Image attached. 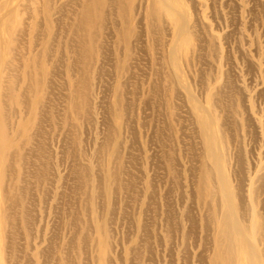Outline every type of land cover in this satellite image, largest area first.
<instances>
[{
  "label": "bare ground",
  "instance_id": "bare-ground-1",
  "mask_svg": "<svg viewBox=\"0 0 264 264\" xmlns=\"http://www.w3.org/2000/svg\"><path fill=\"white\" fill-rule=\"evenodd\" d=\"M110 1L84 0L80 4L77 0H0V258H4L7 264L20 261L42 264V258L47 260L50 256L46 249L37 250L31 259L21 256L24 251L17 240L22 235L31 234L32 225L36 222L34 210L29 207L33 189L43 190L45 182L61 179L53 172L55 164L51 166L50 146L47 147L48 143L44 141L46 132L43 129L47 112L58 114L56 103H49L55 101L53 97V101L51 99L47 104L48 96L54 94V90L51 92L54 87L52 77L54 73L57 75L55 71L60 67V62L54 59L58 55L56 53L61 52L64 56L65 63L61 64L65 66L68 77V85L65 82L68 86V90L65 89L68 92L64 114L66 126L61 134L66 142L63 143L65 152L73 159L70 177L74 181V187L73 184L71 186L73 201L69 200L73 203L69 204L71 212L63 210L70 234L58 249V263L86 264L85 260L91 255V264H113V215L118 204L126 206L131 202L140 205L143 218L138 217L135 226L143 234L147 232L145 217L151 204L156 207L158 215L153 182L147 176H137L129 170L134 163L130 145H125L122 136V128L131 113L128 84L140 70L135 67L134 60L138 55L135 44L140 38L139 32H142L135 26L138 4L134 0H128V3L113 0L112 7ZM150 1L144 19L147 35L154 42L153 73L156 79L151 94L162 95L165 102L162 105L166 110L167 124L164 123L163 127H166L170 144L162 139L167 147L162 148L163 157L173 189L184 200L183 207L177 212L169 192L161 195L164 201L158 215L160 233L163 232L159 238L162 240L160 251L164 253L169 249L171 262L164 260L162 253L158 256L164 264H175L174 253L176 264H180L179 260L181 264H264V160L248 172L240 152H235L240 148H232L235 137L228 127V108L222 104L223 84L207 87L205 102H201L189 85L179 80L181 59L188 65L199 63L204 57L203 51L206 50V55L211 53L214 43L206 40L207 28L200 17L192 20L179 0ZM113 8H116L114 14L119 19L112 30L116 32L114 40L118 48L111 57L107 56L102 41L104 39L106 43L105 38L110 34L107 10ZM56 14L60 17L55 18ZM167 19L175 26L169 47L165 45ZM59 24L63 25L64 31H59ZM62 31L65 40L61 42L58 38ZM98 62H108L113 72L112 123L106 135L98 141L94 153L87 158L81 134L83 127L93 125V82L89 73L93 68H96V76L105 73ZM59 102L57 104L61 105ZM184 139L195 161L190 170L187 168V175L185 171L181 175L177 157L183 148H178V143L183 144ZM187 193L196 200L198 219L192 215V206L184 199ZM43 195L41 200L45 197ZM183 219L186 224L179 222ZM188 223L194 229L199 228L202 235L199 241L195 240L196 246L198 244V248H202L199 254L192 256V262L184 258V251L189 246L187 243L194 237H188L191 235L190 231L187 232L190 229ZM181 231L183 234L186 232L187 238L181 235L179 246ZM137 247L138 241L132 240L124 256L126 262L137 256ZM202 249L207 252L205 256H202ZM48 262L51 263L49 259Z\"/></svg>",
  "mask_w": 264,
  "mask_h": 264
},
{
  "label": "rangeland",
  "instance_id": "rangeland-1",
  "mask_svg": "<svg viewBox=\"0 0 264 264\" xmlns=\"http://www.w3.org/2000/svg\"><path fill=\"white\" fill-rule=\"evenodd\" d=\"M83 1L77 0L80 4ZM123 1L126 3L129 2L128 0ZM134 2L136 5L138 4L135 16V26L137 27V31L142 30V32H139L140 38L135 44V51L138 55H135L134 57V60L136 61L135 67H139L138 69L140 70L137 71L135 77L130 80V83L128 84L127 97L130 102L129 105L131 113L122 128V136L124 138L125 145H130V156L134 163L130 166L129 170L137 176L145 175L152 180V184L154 185V189L157 194L154 201L156 202V206L159 207L158 215L162 210L161 204L164 201L161 195L163 196L166 192H169V197H171L174 204H176L175 208L177 210H175L178 212L183 207L182 201L184 200L181 198L182 196L179 193L176 194V191L173 189L171 178L167 172V165L164 161L162 149L164 147L167 148L165 145L166 143L170 144L168 143L170 141L167 140L168 134L166 133V127H163L164 123L167 124L166 110L162 105L165 104V102L162 95L151 94V90L153 89L152 84L156 79L153 73L154 57L152 48L154 42L150 40L147 35L146 21L144 19L151 1L134 0ZM179 3L187 10L192 20L198 16L200 17L201 22L207 28L206 40H210L209 42L214 43L211 53H207L206 55V50L203 51L204 57L199 63L196 62V64L188 65L181 59L179 80L184 84L189 85L191 92L195 94L201 102H205V92L207 87H213L215 84H223V86H225L221 90L224 94L222 104L228 108H226V114L229 115L227 116L228 127L231 129L232 135L235 137V140L231 145L232 148H234V146L236 148H240L235 152H240L239 154L242 156L243 166L246 171L250 172L254 165L264 160V0H179ZM109 4L114 7L113 0H111ZM108 8H110L109 5ZM115 9L107 10V24H109L110 34H108L105 38L106 43L104 39L102 41L107 56L110 55L111 57H114L116 52L115 50L118 48H116L117 42L114 40L116 32L112 31L113 27L119 23V19H117V16L114 14ZM56 15L57 16H55V18L60 17V14ZM61 25V28L59 27V31L60 29L64 31L63 25ZM140 25H142L143 28H141ZM166 29L167 34L165 33V45L166 47H169V44L174 36L175 26L170 23L168 19ZM62 34L59 32L58 39L61 40V42L65 40L64 34ZM56 54L58 55L57 57L55 56L56 58L54 59L55 62H60V67H58L57 71H55L57 72V75L54 73L55 77H52L53 81L51 82L54 87L51 86V92L53 93L54 90V94H50L48 96L47 104L56 103V109L58 110L56 112H58V114L55 113L54 115L47 112V119L44 120L45 123H43V125L45 127L43 126V129L44 132H46L44 133V141L46 144L48 143L47 147L50 146L48 147L49 153L52 156L51 159L53 160L51 166L55 164L54 167H52L53 172L58 174L61 179L53 183H51V181L47 183L45 182L43 184V190L37 189L36 187L33 189L34 196L30 199V203L33 205L29 204V207L34 210L36 222L32 225V235L25 234L17 240L21 249L24 251H18L17 256L21 252V256L25 255L31 259L37 250L44 251L46 249L45 251L50 255L47 257L49 261H51L52 264H61L58 263V258L60 256V250L58 249L62 242L66 240L70 234V231L67 229L65 224L63 210L65 209L66 212H71L70 207L73 203L69 200L73 201V194H71V192L74 187V181L73 178L70 177V169L73 159L67 152H65V145L63 144L65 142V138L63 134H61L66 126V118H64V114L66 113L68 106V101L66 99L68 92H65L68 90V77L65 71V66H62V64L65 63V60L63 59L64 56H62L61 52ZM98 63L102 64L100 62ZM102 66L105 72L104 74H98L97 77L96 68H93L92 72L89 73L91 75V81L93 82L92 112L94 118L93 125L90 124L83 127V133L81 134L87 158L94 153L98 141L100 142L101 137L106 135V132L109 130L112 123L110 108L113 99L111 92L114 79L113 72L108 62L105 64L103 63ZM59 68H61V70H59ZM65 82H67V85ZM227 82H229L228 85H226ZM54 96H57V98ZM52 97L55 101H53ZM60 97L65 98V100ZM50 100L53 102L48 103ZM58 102L61 105L57 104ZM49 107H46L48 111H50ZM186 109L184 111L185 114ZM52 117H55V119L52 120ZM143 122L144 124L142 125ZM133 128H136V130ZM162 134L164 135V138L162 137ZM68 137H71V135H68ZM187 137L190 138L189 134ZM60 139L63 140L59 141ZM162 139L166 141V143ZM184 140L183 144L178 143V148L179 146L180 148H185H182L181 152L177 153L178 166L181 169V175H184V171L187 175V168L190 170V167L195 164V161L193 160L194 155L191 154L193 156L192 157L189 152L190 149L186 147L188 139ZM161 144H163V146ZM186 149H188L187 152L184 151ZM63 151L68 155V157ZM125 154L129 155L126 152ZM86 161L87 160L85 159L84 162ZM191 161H193V163ZM139 182V185L141 186L142 181H140V179ZM31 184L34 183L32 182ZM72 184L73 187H71ZM188 189L189 188H187V190L184 189V192L186 193ZM42 193H44L43 196H45L44 199L42 198L43 201L40 199ZM47 195H49L48 199L46 197ZM184 199L187 200V204L190 203L189 205H191V208L193 209H191V213L194 217L197 216L198 219L196 200H193L190 193H187V195L184 196ZM151 205L152 208L150 207L146 217L144 215L145 222L148 225L147 232H144V234L142 231H138L135 226L137 218H143L140 205L134 203L131 204V202H129L126 206L122 204H118L116 206L117 210L114 214L115 216L113 215L114 248L112 255L115 260L113 264H164V262L160 260L161 256H158L160 253L164 256V260L167 259L168 263L171 262L169 260L171 258V252L169 253V249H166L167 252L164 253L160 251L162 249L160 247L162 240L160 241L159 238H162L161 234H163V232L160 233L161 221L160 217L156 214V207L153 206L154 204ZM54 219L56 220L54 221ZM179 222H184L185 224L187 223L184 219L179 220ZM188 226L191 229H188L187 231L191 232V235H188V237H191L192 235H194V237L191 238L192 240H189L190 244L187 243L189 245L187 249L189 254L186 250L184 253H186L187 257L184 253L183 255L185 256L184 258H187L188 261L190 260L192 262V256L199 254L202 248H198V244L196 246L195 240L199 241L200 236L202 238V235L199 228H195V230L189 223ZM195 231H197V233H195ZM185 233L183 234L182 231L179 233V246L181 245V235H185V238H187ZM132 240L138 241L137 249L139 251V255L136 254L137 256L135 255V259L133 256H130L133 259L126 262L124 256L126 254V250L131 247ZM50 243H52V245ZM150 250H152V253H150ZM203 253L204 254H202V256H205V254H207L206 250H203ZM88 256L89 255L87 253L86 258H88ZM48 259L46 260L45 258H42V260H44L43 263L45 264L47 262V264H51L48 262ZM88 259L85 260L86 264H91L92 256L90 255ZM175 260L176 254L174 253V262L176 264ZM0 262L7 264L5 259L2 257L0 258ZM179 262L181 264L180 260ZM18 264L31 263H23V261H20ZM32 264H34V262Z\"/></svg>",
  "mask_w": 264,
  "mask_h": 264
}]
</instances>
